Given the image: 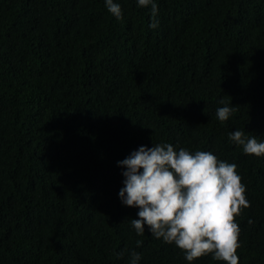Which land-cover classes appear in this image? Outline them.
<instances>
[{
	"label": "trees",
	"instance_id": "trees-1",
	"mask_svg": "<svg viewBox=\"0 0 264 264\" xmlns=\"http://www.w3.org/2000/svg\"><path fill=\"white\" fill-rule=\"evenodd\" d=\"M115 2L121 19L105 0H0V264H190L119 196V162L161 143L237 165L239 264H264V156L228 138L264 142V0H155V28Z\"/></svg>",
	"mask_w": 264,
	"mask_h": 264
},
{
	"label": "clouds",
	"instance_id": "clouds-1",
	"mask_svg": "<svg viewBox=\"0 0 264 264\" xmlns=\"http://www.w3.org/2000/svg\"><path fill=\"white\" fill-rule=\"evenodd\" d=\"M137 2L139 7L151 9L150 27H157L155 0ZM105 5L114 17L122 18L119 3L105 0ZM235 110L232 104H225L217 108L216 118L227 121ZM228 138L245 154L264 156V142L256 136L236 130ZM119 164L126 168L122 173L124 187L119 192L122 203L139 209L138 218L130 221L137 235L143 236L147 225L154 238L174 244L190 264L208 255L224 264H239L240 227L236 217L250 207V202L235 163L220 160L210 151L193 153L161 143L151 148L140 146ZM136 244L139 247L142 241ZM125 253L127 249L118 255ZM128 255L129 264H138L141 259L135 251Z\"/></svg>",
	"mask_w": 264,
	"mask_h": 264
}]
</instances>
